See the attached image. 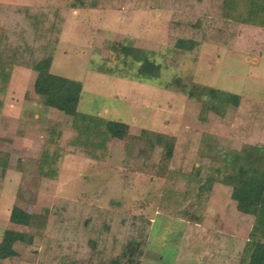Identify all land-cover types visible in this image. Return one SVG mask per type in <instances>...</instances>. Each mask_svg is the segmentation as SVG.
<instances>
[{
    "label": "rangeland",
    "instance_id": "rangeland-1",
    "mask_svg": "<svg viewBox=\"0 0 264 264\" xmlns=\"http://www.w3.org/2000/svg\"><path fill=\"white\" fill-rule=\"evenodd\" d=\"M73 1L0 4L64 14L51 72L83 83L78 112L124 123L127 133L123 140H114L106 161L66 155L56 180L42 178L39 165L48 131L69 132L72 118L42 104L33 90L36 72L15 67L0 117V150L9 156L0 185V241L7 229L21 230L9 221L13 206L48 217L51 211L57 213L60 202L69 201L71 207H96L149 220L143 264H240L254 218L238 212L229 187L214 184L202 210H191L200 216L197 222L165 216L159 202L169 191L194 187L189 178L205 179L218 151H241L247 145L236 141L242 139L233 133L238 111H207L199 94L216 90L213 103L218 109L224 94H236L264 113V57L209 42L192 52L177 49L168 41L170 10L130 9L126 0H83L84 7L73 9ZM94 1L97 5L91 7ZM6 13L9 23L22 19L10 10ZM26 42L31 48L38 45L32 33ZM259 43L264 45L263 34ZM123 47L147 53L161 66L160 77L142 82L134 78L137 68L124 64L116 52ZM192 93L200 98H191ZM158 135L177 139L181 152L187 149L183 143H197L190 148L193 160L185 168L189 178L178 171L184 156L180 151L177 167L171 165L168 171L171 179L157 177L164 149L151 148L148 140ZM48 233L41 232L33 246L17 244L13 259L0 264H35Z\"/></svg>",
    "mask_w": 264,
    "mask_h": 264
},
{
    "label": "trees",
    "instance_id": "trees-1",
    "mask_svg": "<svg viewBox=\"0 0 264 264\" xmlns=\"http://www.w3.org/2000/svg\"><path fill=\"white\" fill-rule=\"evenodd\" d=\"M96 1L91 2V7H96ZM85 5L83 0H74L71 7ZM125 6L172 11L168 41L177 49L192 52L209 42L264 57V45L259 43V36L264 35V0H126ZM9 10L22 19L9 23L11 16L6 13ZM65 20L60 11L52 13L31 6L0 4V117L14 69L21 67L37 73L33 90L42 104L72 118L69 132L57 128L48 131L39 175L50 180L58 178L66 155L104 162L110 156L114 140H123L127 133L124 123L78 112L83 83L51 72ZM29 32L35 44L38 41L34 48L24 43ZM116 52L124 64L137 68L134 76L137 80L160 77L161 66L147 53L129 47ZM199 95L207 111L221 114L228 107L238 111L233 133L242 139L236 141L247 145L241 151H218L211 161L210 174L203 179L189 178L190 172L185 171L193 160L194 152L190 148L197 144L193 140L186 146L183 143L187 149L182 152L177 139L158 135L155 141L148 140L151 148L164 149L157 177L171 179L168 171L171 165L177 167L176 155L180 151L184 156L178 171H183L180 175H186L191 185H195L190 190L177 192L182 196L181 201L175 191H169L160 200L159 210L168 217L180 216L188 222H197L201 218L191 210L194 207L202 210L214 184L229 187L238 212L254 218L240 264H264V142H260L264 140V113L255 108L256 104L236 94H224L219 109L213 103L219 95L216 90H204ZM190 97L200 98L193 93ZM8 158V154L0 150V185L8 168ZM218 163L220 166H216ZM192 194L195 199L191 198ZM68 203L60 202L57 213L51 211L48 217L32 215L13 206L9 221L21 230L7 229L3 233L0 262L13 259L17 244L33 246L35 238L48 231L42 238L35 264H143L149 220L96 207L88 210L71 207Z\"/></svg>",
    "mask_w": 264,
    "mask_h": 264
}]
</instances>
